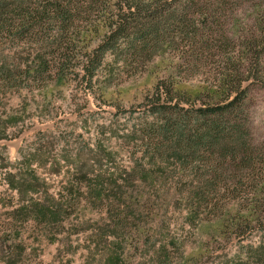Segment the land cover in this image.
<instances>
[{"label":"rangeland","instance_id":"rangeland-1","mask_svg":"<svg viewBox=\"0 0 264 264\" xmlns=\"http://www.w3.org/2000/svg\"><path fill=\"white\" fill-rule=\"evenodd\" d=\"M106 3L87 0L72 57L106 39ZM184 13L158 44L109 52L92 81L79 60L64 76L51 64L35 72L52 25L1 34L0 264H264V209L253 206L264 187V0H194ZM243 64L258 181L225 193L210 186L227 174L218 156L139 129L158 82L211 102L210 85Z\"/></svg>","mask_w":264,"mask_h":264},{"label":"trees","instance_id":"trees-1","mask_svg":"<svg viewBox=\"0 0 264 264\" xmlns=\"http://www.w3.org/2000/svg\"><path fill=\"white\" fill-rule=\"evenodd\" d=\"M107 1L105 6L110 9L112 17L108 20L106 39L92 50L81 52L80 57H75V54L72 57L73 51L69 50L68 44L81 38L75 28L86 11L87 0H0V36L12 28H18L21 34L32 31L41 34L42 29L48 32L47 26L52 25L53 35L40 37V41L47 42L45 47L49 51L35 61L38 68L35 72H44L51 64L59 69L56 72L58 76H64V71L76 67L73 62L79 60L84 71L82 78L92 81L109 52L124 45L158 44L166 23L178 15L183 16L184 9L194 0ZM15 11L19 12V19L10 17ZM104 22L107 23L105 19ZM242 68L231 69L217 83L210 85L212 89L206 94L211 102L179 90L173 82L168 86L165 81L158 82L153 94L155 99L144 103L145 118L139 129L143 138L147 131L151 140L166 144L173 150L191 156H207L208 153L211 158L218 156V162L212 159L217 164L215 171L224 168L226 162L224 170L227 174L224 183L218 182L212 174L210 186H218L225 193L255 185L258 181L253 172L254 144L247 137L248 127L243 121L247 99V88L243 82L249 79L245 75V64ZM235 70L243 77L237 79ZM221 156L225 161L220 162ZM242 163L245 164L241 166ZM235 166H241L242 172H237ZM258 188V185L254 186L253 194L260 203L251 204L264 209V187Z\"/></svg>","mask_w":264,"mask_h":264}]
</instances>
